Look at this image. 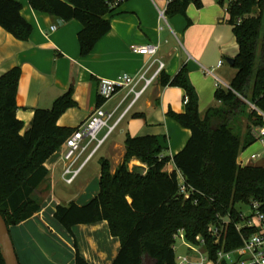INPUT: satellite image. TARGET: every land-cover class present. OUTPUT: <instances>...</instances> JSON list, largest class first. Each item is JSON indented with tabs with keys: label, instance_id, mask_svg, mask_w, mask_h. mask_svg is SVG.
<instances>
[{
	"label": "trees",
	"instance_id": "16d2710c",
	"mask_svg": "<svg viewBox=\"0 0 264 264\" xmlns=\"http://www.w3.org/2000/svg\"><path fill=\"white\" fill-rule=\"evenodd\" d=\"M124 1L27 0L36 12L81 24L77 36L81 57L88 56L110 31L113 13ZM191 3L201 8L200 0H170L165 16H182L189 24L186 9ZM21 9L18 1L0 0V28L19 41H28L32 26L21 16ZM227 12L238 53L229 87H218L214 93L218 107L199 115L198 97L185 65L174 76L161 71L157 79L162 88L184 91V112L167 113L191 133L184 148L170 158L165 155V137L126 135L124 156L114 171L109 161H99L98 194L83 206L70 202L55 207L54 219L72 237L74 226L107 222L111 236L120 243L112 264H175L172 236L178 230H183L190 244L198 245L196 237L202 239L203 251L212 260L219 250L239 249L255 232L237 229L242 224L237 206L256 202L264 212V164L240 167L236 161L256 142L252 130L263 123L256 110L264 113V0H232ZM19 78V68L0 77V215L8 229L40 210L39 188L48 174L43 165L75 130L56 124L67 109L75 107L70 87L49 109H36L21 134L24 124L16 118ZM102 102L100 98L98 106ZM243 118L248 125L242 133L237 124ZM132 160L145 168L130 169ZM170 163L173 170L168 172ZM221 223L223 234L215 243L207 230ZM73 245L74 264H89L75 239ZM0 264H4L1 253Z\"/></svg>",
	"mask_w": 264,
	"mask_h": 264
},
{
	"label": "crops",
	"instance_id": "0c3cea01",
	"mask_svg": "<svg viewBox=\"0 0 264 264\" xmlns=\"http://www.w3.org/2000/svg\"><path fill=\"white\" fill-rule=\"evenodd\" d=\"M14 1L20 2L21 16L32 26V34L28 41H19L0 28V77L14 68L20 69L16 118L24 124L21 134L28 128L36 109H49L53 101L70 87L73 88L75 107L67 109L56 124L76 129L98 106L99 80H113L123 74L135 75L153 63L149 71L152 73L157 69L158 61L163 63L162 71L169 76H174L182 65L186 66L202 117L209 108L220 105L214 100V93L218 87L228 88L236 73L226 62V59L236 57L238 46L233 27L227 22V3L222 0L223 4L219 0H200L201 8L191 3L186 9L189 24L182 16H165L170 0H126L114 11L110 31L86 57L79 53L77 36L82 29L79 22H62L32 10L27 0ZM109 17L105 16V19ZM52 26H56L55 31H50ZM148 44L159 46L153 59L135 54L130 49L131 46ZM219 61L221 65L218 67ZM184 95L182 89L162 88L156 80L97 152L101 153L94 179L79 175L73 184H64L61 180V147L44 163L48 174L39 188L40 210L21 224L9 227L19 264H74V239L78 252L87 263L112 264L120 243L118 238L111 236L107 222L74 226L73 239L54 219L55 207L70 202L83 206L98 194L99 161L111 162L114 171L122 162L126 135L165 137V155L172 158L180 152L191 133L168 118L167 113L184 112ZM123 97L124 93L119 92L101 105L104 109L114 108ZM129 101L122 103L119 113ZM260 149L246 152L245 156L243 153V157L261 153ZM134 166L145 168L132 160L129 168ZM172 170L170 163L167 171ZM75 184V198L68 201L57 199V193L64 191L62 185L71 187Z\"/></svg>",
	"mask_w": 264,
	"mask_h": 264
},
{
	"label": "built area",
	"instance_id": "2783aa9c",
	"mask_svg": "<svg viewBox=\"0 0 264 264\" xmlns=\"http://www.w3.org/2000/svg\"><path fill=\"white\" fill-rule=\"evenodd\" d=\"M226 1L227 4L232 0ZM56 26H52L50 31H55ZM131 51L135 54L146 56L149 59L157 55L158 45L131 46ZM156 62V60L154 61ZM157 69L149 73L152 64L144 66L137 74H123L113 80L101 79L98 84V96L104 102L109 101L119 92L124 93V97L119 105L111 109H104L102 105L97 106L88 118L81 123L72 134L61 145L60 161L62 163L61 180L66 185H71L78 178L84 167L97 154L108 137L117 129L126 115L130 112L136 101L151 87L158 79L163 63L157 62ZM221 65V61L217 66ZM130 99L127 106L119 113V108L126 100ZM263 123L252 130V135L262 149L261 153L252 154L244 158L241 152L237 157V165L246 167L252 165L253 161L264 160V113L256 110ZM106 130L102 137H99L103 130ZM179 183H182L179 177ZM180 191L184 192L181 184ZM249 214L245 215L240 211L241 225L237 227L252 228L255 232L243 240V245L234 251L225 252L219 250L215 260L208 258L202 250L204 242L196 237L198 245L190 244L185 240L183 230H178L173 236L172 249L182 247L188 251L187 255H175V264H264V212L259 210V205L252 202ZM224 225L216 224L209 226L207 232L209 236L218 243L223 234ZM179 242V244H178Z\"/></svg>",
	"mask_w": 264,
	"mask_h": 264
},
{
	"label": "rangeland",
	"instance_id": "374dc122",
	"mask_svg": "<svg viewBox=\"0 0 264 264\" xmlns=\"http://www.w3.org/2000/svg\"><path fill=\"white\" fill-rule=\"evenodd\" d=\"M237 125L240 127V129H241V131L243 133V132L246 131V127L248 125V122H247L246 119L243 118L241 121H239V123ZM105 131L106 130L104 129L100 133L99 137H102L103 134L105 133ZM259 148H261L260 145L255 142L254 144H252L246 150L243 151L244 152V156H245V153L246 152H248V153L249 152H253V151H255V150L259 149ZM260 150L262 151V149H260ZM100 153L101 152L97 153L96 156L84 167V169L80 173V177L81 178H83V177H86V178L90 177L91 179H94L95 178V176L97 174L94 175V173L97 170L98 158L100 156ZM254 164L261 166V165L264 164V160L263 159L262 160H258ZM110 165H112L111 162H110ZM80 177H79V180H80ZM62 186L64 188V191H62V193H57L58 194V196H57L58 198L57 199H60L62 201H68L70 199L75 198V193H74L73 190H74V186H76V184L75 185H72L71 187H66L64 185H62ZM237 210H240L243 214L247 215V214H249L250 207L247 206V205L246 206L238 205L237 206ZM223 221H224V219H223ZM178 244H179V242H178ZM202 250H203V247H202ZM187 253H188V251L186 249L179 248V247L175 251V255H187ZM146 263H148V262H146Z\"/></svg>",
	"mask_w": 264,
	"mask_h": 264
},
{
	"label": "water",
	"instance_id": "95a60500",
	"mask_svg": "<svg viewBox=\"0 0 264 264\" xmlns=\"http://www.w3.org/2000/svg\"><path fill=\"white\" fill-rule=\"evenodd\" d=\"M229 66H233L234 59H226ZM0 253L4 264H19L10 238L9 229L0 215Z\"/></svg>",
	"mask_w": 264,
	"mask_h": 264
}]
</instances>
